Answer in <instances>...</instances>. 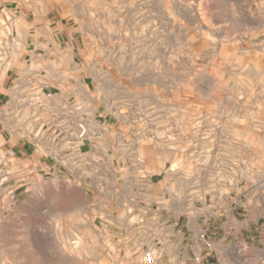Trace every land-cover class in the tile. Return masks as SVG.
<instances>
[{
    "label": "rangeland",
    "instance_id": "obj_1",
    "mask_svg": "<svg viewBox=\"0 0 264 264\" xmlns=\"http://www.w3.org/2000/svg\"><path fill=\"white\" fill-rule=\"evenodd\" d=\"M38 4L51 23L56 78L116 123L119 151L131 153L120 183L151 194L155 219L166 204L184 212L255 204L264 182V0ZM19 174L0 161V186L17 196L10 204L0 190V264H123L96 192L60 171L56 182Z\"/></svg>",
    "mask_w": 264,
    "mask_h": 264
},
{
    "label": "crops",
    "instance_id": "obj_2",
    "mask_svg": "<svg viewBox=\"0 0 264 264\" xmlns=\"http://www.w3.org/2000/svg\"><path fill=\"white\" fill-rule=\"evenodd\" d=\"M38 1L0 0V161L13 174L35 168L58 178L55 173L60 171L81 189L96 192L92 204L99 209L100 221L112 224L123 264L130 251L131 264H143L144 250L153 252L157 264H194L189 240L202 227L214 239L223 233L251 238L253 253L264 254V182L249 208L214 203L184 212L166 204L156 219L149 208L151 194L140 198L131 184L120 183L131 170L123 164L131 153L119 151L117 125L106 124L102 107H86L77 101L78 89H68L56 78L51 23ZM108 176L111 183L99 187L98 180ZM200 264L215 260L203 255Z\"/></svg>",
    "mask_w": 264,
    "mask_h": 264
},
{
    "label": "built area",
    "instance_id": "obj_3",
    "mask_svg": "<svg viewBox=\"0 0 264 264\" xmlns=\"http://www.w3.org/2000/svg\"><path fill=\"white\" fill-rule=\"evenodd\" d=\"M83 135V132L81 133ZM23 177H39L41 180H49L52 177L51 173L43 174L38 169L30 168L21 172ZM2 185V183L0 184ZM0 190L6 192L7 201L10 204L17 202L15 190L3 185ZM264 226L261 225L260 228ZM191 260L194 264H200L203 255L213 257L215 264H254L264 263L261 257H250L249 254L253 252L254 246L251 245L247 239H240L233 237L229 233H223L218 239H214L208 228L202 227L195 234L190 237L188 245ZM145 264H155V257L152 252L146 251L144 253ZM241 259L236 261L235 259ZM257 261V262H256Z\"/></svg>",
    "mask_w": 264,
    "mask_h": 264
}]
</instances>
